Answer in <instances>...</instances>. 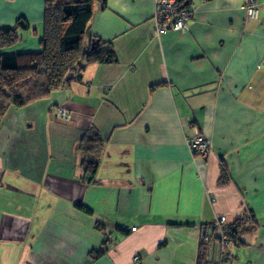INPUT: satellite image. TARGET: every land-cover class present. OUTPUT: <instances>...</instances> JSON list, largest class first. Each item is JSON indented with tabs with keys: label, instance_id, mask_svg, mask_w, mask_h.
<instances>
[{
	"label": "crops",
	"instance_id": "0c3cea01",
	"mask_svg": "<svg viewBox=\"0 0 264 264\" xmlns=\"http://www.w3.org/2000/svg\"><path fill=\"white\" fill-rule=\"evenodd\" d=\"M188 1V29L156 36V0H106L86 38L110 42L116 60L89 63L74 84L7 113L0 264H197L209 223L244 211L256 232L229 244L224 260L264 264V0H253L257 20L247 18L250 0ZM44 6L0 0V25L22 36L12 52L40 50ZM190 122L208 157L188 147ZM90 128L102 140L91 177L80 168ZM41 179L49 192L35 198L30 183ZM95 221L112 240L98 257ZM206 247V259H220L217 243Z\"/></svg>",
	"mask_w": 264,
	"mask_h": 264
},
{
	"label": "trees",
	"instance_id": "16d2710c",
	"mask_svg": "<svg viewBox=\"0 0 264 264\" xmlns=\"http://www.w3.org/2000/svg\"><path fill=\"white\" fill-rule=\"evenodd\" d=\"M182 5L190 9L188 0H177L178 8ZM105 7L106 0H45L44 21L39 36L40 50L26 54L28 59L23 57L22 51L12 52L19 45L21 48L22 36L12 27L0 25V125L11 109L21 110L47 99L53 92L80 78L81 71L89 63L103 64L116 60L110 42L96 37L86 38L95 11ZM93 41L96 43L91 49ZM25 61L27 64H23ZM155 87L152 86V89ZM82 140L84 157L81 159L80 168L82 167L84 175L91 177L100 164L98 151L102 140L93 128L86 132ZM91 154H96L95 160L91 158ZM74 206L85 215L90 216L92 213L91 208L82 203H75ZM209 224L211 233L205 232L200 236L197 264L219 260L206 259L208 244L217 243L223 258L229 244L244 245L241 238L256 232L257 220L251 212L244 211L230 224L226 222L217 226L215 221ZM117 228L123 233L126 231L125 226L118 225ZM93 229L101 235L102 241L99 249L92 251L90 255L102 256L112 240L105 222L95 221ZM135 229L134 227L131 230ZM221 230L227 234L225 246H222L218 236Z\"/></svg>",
	"mask_w": 264,
	"mask_h": 264
},
{
	"label": "built area",
	"instance_id": "2783aa9c",
	"mask_svg": "<svg viewBox=\"0 0 264 264\" xmlns=\"http://www.w3.org/2000/svg\"><path fill=\"white\" fill-rule=\"evenodd\" d=\"M155 13L153 16L154 21V31L156 36H161L171 31H181L185 32L188 29V22L191 18L190 9L183 7L178 8L177 0H156ZM249 11L250 15H253L252 19L258 18L259 8L256 6V3H253V0L247 2L245 7ZM58 118H66L67 112L64 108H59L57 112ZM192 127L194 134L187 138L188 147L194 153H197L201 156L208 157L210 154V145L206 138L200 133L199 129L194 126L193 123H189ZM215 225L222 226L227 222V219L224 216H221L214 220ZM220 237L222 246L227 244V234L222 230L218 233ZM204 264H228L224 258L221 256L217 262H204Z\"/></svg>",
	"mask_w": 264,
	"mask_h": 264
},
{
	"label": "rangeland",
	"instance_id": "374dc122",
	"mask_svg": "<svg viewBox=\"0 0 264 264\" xmlns=\"http://www.w3.org/2000/svg\"><path fill=\"white\" fill-rule=\"evenodd\" d=\"M246 15H247V18H250V19H252L253 18V15H250V13H249V11H247L246 10ZM258 19V18H257ZM256 19V20H257ZM84 40H85V38H84ZM22 52H24V54H23V57L24 58H27V55L26 54H30V52H25V51H22ZM28 59V58H27ZM29 61V60H28ZM23 64H27V62L25 61V62H23ZM83 69H85V67L83 68ZM83 71V70H82ZM70 84H74V80H72L68 85H66L65 87H68ZM29 106V105H28ZM59 108H62V107H57V110H56V118H57V112H58V109ZM23 109H25V108H23ZM66 110V109H65ZM67 112V111H66ZM58 119H67V117L66 118H63V117H61V118H58ZM28 124H29V122H28ZM31 124V123H30ZM37 142V141H36ZM89 155V154H88ZM87 155V156H88ZM90 156H92L91 158L92 159H96V154H91ZM19 176H21V177H24L21 173L19 174ZM25 178V177H24ZM27 179V178H26ZM31 179V178H30ZM27 180H29V179H27ZM30 184H35V186H31L30 185V194L31 195H34L35 196V198L36 197H38L39 196V194H41V196H40V198H42L47 192H49V191H47L46 190V184H44L43 183V180L41 179V181L39 182V183H30ZM50 194V193H49ZM33 196V197H34Z\"/></svg>",
	"mask_w": 264,
	"mask_h": 264
},
{
	"label": "water",
	"instance_id": "95a60500",
	"mask_svg": "<svg viewBox=\"0 0 264 264\" xmlns=\"http://www.w3.org/2000/svg\"><path fill=\"white\" fill-rule=\"evenodd\" d=\"M96 43V41H93L92 44H91V49L94 48V44Z\"/></svg>",
	"mask_w": 264,
	"mask_h": 264
},
{
	"label": "clouds",
	"instance_id": "9594fccd",
	"mask_svg": "<svg viewBox=\"0 0 264 264\" xmlns=\"http://www.w3.org/2000/svg\"><path fill=\"white\" fill-rule=\"evenodd\" d=\"M259 17V16H258Z\"/></svg>",
	"mask_w": 264,
	"mask_h": 264
}]
</instances>
